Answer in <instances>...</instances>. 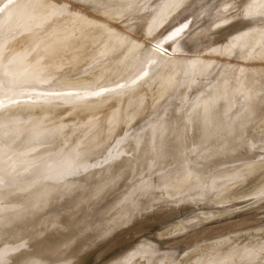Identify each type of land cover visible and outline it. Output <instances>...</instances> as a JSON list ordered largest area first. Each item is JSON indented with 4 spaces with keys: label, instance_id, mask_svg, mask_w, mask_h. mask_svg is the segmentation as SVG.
I'll return each mask as SVG.
<instances>
[{
    "label": "rangeland",
    "instance_id": "rangeland-1",
    "mask_svg": "<svg viewBox=\"0 0 264 264\" xmlns=\"http://www.w3.org/2000/svg\"><path fill=\"white\" fill-rule=\"evenodd\" d=\"M105 1L0 0V264H264V0Z\"/></svg>",
    "mask_w": 264,
    "mask_h": 264
},
{
    "label": "bare ground",
    "instance_id": "bare-ground-1",
    "mask_svg": "<svg viewBox=\"0 0 264 264\" xmlns=\"http://www.w3.org/2000/svg\"><path fill=\"white\" fill-rule=\"evenodd\" d=\"M106 1H107V0H106ZM106 1H105V2H106ZM109 1H110V0H108L107 2H109ZM111 1H115V2H116V0H111ZM111 1H110V2H111ZM117 1H119V0H117ZM126 1H127V0H126ZM136 1H137V0H135L134 3H136ZM140 1H141V0H140ZM144 1H145V0H144ZM107 2H106V3H107ZM110 2H109V4H112V3H110ZM121 2H123V0H122ZM124 2H125V0H124ZM124 2H123V3H124ZM132 2H133V0H132ZM132 2H131V3H132ZM146 2H147V0L145 1V3H146ZM148 2H150V1H148ZM148 2H147V4H148ZM167 2H168V1H167ZM171 2H172V1H171ZM91 3H94V2H91ZM117 3H118V2H117ZM119 3H120V1H119ZM123 3H122V4H123ZM138 3H139V1H138ZM141 3H143V1L140 2V4H141ZM145 3H143V5H145ZM109 4H108V6H110ZM120 4H121V3H120ZM132 4H133V3H132ZM166 4H167V6H168V3H166ZM113 5H114V4H113ZM134 5H135V4H134ZM134 5H133V6H134ZM99 6H100V5H99ZM136 6H137V3H136ZM136 6H135V7H136ZM140 6H142V5H140ZM250 6H251V5H250ZM255 6H256V5H255ZM92 7H94V6H92ZM104 7H105L104 9L106 10L107 7H106V6H104ZM112 7H113V6H110V7H109L110 10H112V13L118 15L119 13H118V14L115 13V12H116L115 7H114L115 10H114ZM121 7H122V6H119V7H116V8H118V10H120L119 8H121ZM169 7H170V6H169ZM109 8H107V12H110V11H108ZM111 8H112V9H111ZM130 8H131V7H130ZM130 8H129V9H130ZM132 8H133V7H132ZM137 8H140V7H137ZM253 8H254V6H252L251 9H253ZM100 9L103 10L102 15H103V16H106V15H105V10H104L103 8H100ZM129 9H128V10H129ZM134 9H135V8H134ZM167 9H168V8H166V10H167ZM248 9H249V7H248ZM97 10H98V9H97ZM113 10H114V11H113ZM121 10H122V9H121ZM128 10H127V11H128ZM131 10H132V9H131ZM131 10H129V11H131ZM139 10H141V9H139ZM169 10H170V9H169ZM78 11H80V10H78ZM127 11H126V12H127ZM246 11H247V10H246ZM75 12H76V11H75ZM95 12H96V11H95ZM99 12H101V10H100ZM132 12H133V11H132ZM250 12H251V11H250ZM122 13H125V12H122ZM166 13H167V12H166ZM107 14H110V13H107ZM120 14H121V13H120ZM131 14H132V13H131ZM133 14H134V13H133ZM160 14H162V13H160ZM168 14H169V13H168ZM245 14H246V13H245ZM248 14H249V13H248ZM73 15H75V13H74ZM98 15H99V14H98ZM102 15H99V16H102ZM110 15H111V14H110ZM103 16H102V19H100V17H98V16H97V17L99 18V20H103V19H104V21H105V18H104ZM107 16H108V15H107ZM125 16H127V15H125ZM244 16H245V15H244ZM246 16H247V15H246ZM249 16H250V15H249ZM97 17H95L94 19H93V17H92V18L90 19V21L88 20V23H89L88 28H87V26H86L87 24L85 25L86 27L83 26V25H82V26L85 27V28H87V29H89V30L92 29L91 26L93 25V23H94V25H95V24H96V23H95L96 21H94V22L92 21V22H93L92 25L90 24V22H91L92 19L95 20ZM108 17H109V16H108ZM128 17H129V15H128ZM158 17H159V16H158ZM242 17H243V16H242ZM115 18H116V16H115ZM134 18H135V17H134ZM250 18H252V15H251ZM107 19H108V18H107ZM110 19H111V18L108 19L109 22L112 20V19H111V20H110ZM119 19H120V18H118V20H119ZM99 20H97V24H96L95 28H96V27H99V26H97V25H99V24H101V23H102V24L104 23L103 21L101 22V21H99ZM108 20H106V21H107V24H108ZM246 20H247V17H246ZM249 20H251V19L248 18V21H249ZM154 21H155V20H154ZM86 22H87V21H86ZM98 22H101V23H98ZM111 22H113V21H111ZM111 22H110V24H111ZM254 22H255V21H254ZM115 23H116V22H115ZM251 23L253 24V21H251L250 24H251ZM255 23H256V22H255ZM154 24H155V23H154ZM111 25H112V24H111ZM253 25H254V24H253ZM80 26H81V25H80ZM80 26H78L80 29L77 27L78 29L76 28V30H74L73 33H74V32H77V30H78V32H80L79 30H81V29H82V31L87 32V31H85L86 29H83V27L81 28ZM103 26H104V25H100V27H103ZM106 26H107V25H106ZM113 26H114V25H112V27L109 26V27L112 28V32H113V29H114ZM92 27H93V29L95 30L94 26H92ZM154 27H155V26H154ZM119 28H120V27H119ZM130 28H131V27H130ZM109 29H110V28H109ZM116 29H117V28H116ZM127 29H128V28H127ZM256 29H257V26H256ZM96 30H97V28H96ZM110 30H111V29H110ZM119 30H120V29H119ZM82 31H81V33H82ZM246 31H248V30H246ZM254 31H257V30H254ZM71 32H72V31H71ZM84 32H83V38H84V34H85ZM98 32H99V31H98ZM98 32H97V33H95V32H91V35H92V33H95L97 36H99V37H96V39L98 38L97 40L95 39V37L93 38L91 35H90V36H91L93 39L96 40V42H97L96 44H97V47H98L99 49H104V45H109V44H110V42H108V41H110V40L106 38V37L108 36L109 31H108V29H107V27H106V28H100V34H99ZM116 32H118V31H116ZM136 32H137V29H136ZM143 32H144V31H143ZM244 32H245V31H244ZM252 32H253V31H252ZM73 33L68 34V35H65V37H66V36H70V35H71V36L76 35V34L72 35ZM81 33H79V34H77V35H80ZM120 33H121V32H120ZM242 33H243V32H242ZM242 33H241V34H242ZM247 33H248V32H247ZM247 33H243V35L247 36V35H246ZM257 33H258V32H257ZM47 34H48V33H47ZM58 34H59V33H58ZM61 34H62V33H61ZM65 34H66V33H65ZM89 34H90V33H89V31H88L87 35H89ZM112 34H115V33H112ZM128 34H129V33H128ZM134 34H135V33H133L132 37L134 36ZM259 34H260V33H259ZM85 35H86V34H85ZM109 35H110V33H109ZM116 35H117V34H116ZM118 35H119V34H118ZM120 35H121V34H120ZM248 35H249V34H248ZM262 35H263V34H262ZM80 36H82V34H81ZM110 36H111V35H110ZM121 36H122V35H121ZM125 36H126V35L122 36L121 39L119 38V39H120L119 42H120V41L122 40V38L125 37ZM212 36H213V35H212ZM212 36H211V37H212ZM240 36H241V35H240ZM245 36H243V37L241 36V37L244 38ZM86 37H87V36H85V38H86ZM112 37H113V36H112ZM118 37H119V36H118ZM118 37H117V38H118ZM132 37L129 36V37L127 38V36H126V39H132ZM141 37H142V36H141ZM241 37H240V39H241ZM257 37H258V36H257ZM259 37H260V36H259ZM259 37H258V38H259ZM263 37H264V36H263ZM63 38H64V37H63ZM76 38H77V37H76ZM76 38H75V36H74V39H76ZM79 38H80V37H78V39H79ZM85 38H84V39L80 38V40H81V39H82V40H81V41H77V40H76L75 43H74V41H72V42H73V43H72L71 41H68V40H67V41H59V42H58L59 45H58L57 47H64V50H65V51H67V52H68V51L71 52V53H69V52H68V53H69V55H70L69 58H70L71 61H73V63L76 62V61L79 62L80 59H82V61H83V60L85 59L84 57H85V56H88L87 53H89V52H86V50L89 49V48L93 45V42H94V40H93V42H90V41H91L90 37H89V39H90L89 41H88V39L85 40ZM87 38H88V37H87ZM108 38H109V37H108ZM110 38H111V37H110ZM115 38H116V37H115ZM136 38H137V37H136ZM138 38H139V37H138ZM208 38H210V37H208ZM258 38H257V39H258ZM66 39H67V38H66ZM126 39H125V40H126ZM240 39H239V40H240ZM244 39H245V38H244ZM261 39H262V37H261ZM123 40H124V39H123ZM210 40H211V39H210ZM246 40H247V39H246ZM114 41L117 42L118 39H117V41H116V39H115ZM131 41H132V40H131ZM131 41H130V42H131ZM230 41H231V42L233 41L232 38H230L229 42H230ZM242 41H243V40H242ZM258 41H260V39H258ZM67 42H69V43H67ZM70 42H71V43H70ZM133 42H134V41H133ZM234 42H235V41H233V43H234ZM243 42H245V41H243ZM94 43H95V42H94ZM107 43H109V44H107ZM112 43H113V41H112ZM122 43H123V42H121V44H122ZM96 44H95V45H96ZM192 44H193V43H192ZM263 44H264V43H263ZM263 44H261V45H263ZM231 45H232V46H230L231 50H230L229 52L234 53L235 51L237 52V51L240 50L241 53L238 52L239 55H240V54H241V56H244L245 54L247 55V50L244 52L245 54L242 55V52H243V51H241V50H244V48H243V49H240L241 47H240V48H237V49H239V50H234V51L232 52V50H233L232 47H234L233 45H236V44L234 43V44H231ZM258 45H259V44H258ZM261 45H259V46H261ZM112 46H114V44H113ZM92 47H93V46H92ZM101 47H102V48H101ZM105 47L107 48V46H105ZM109 47H111V46H109ZM116 47H117V46H116ZM235 47H236V46H235ZM235 47H234V48H235ZM244 47H245V44H244ZM246 47H248V45H247ZM93 48H94V49H93L94 51H95V49H98V48H96L95 46H94ZM113 48H115V47H113ZM113 48H109V49L107 48V49H108V51H110L111 49L113 50ZM217 48H218V46H217ZM249 48H250V47H249ZM259 48H260V47H259ZM259 48H258V50L256 49V50L258 51V53H257V51H256V53H257V55H258V54H259V55L262 54V55H260V59H261L262 57L264 58V53H262L264 50H263V46H261L260 49H259ZM91 49H92V48H91ZM132 49H134V48H132ZM225 49H227V48H223L222 50L224 51ZM246 49H247V48H246ZM261 49H262V51H261ZM218 50H219V49H215V50H214L215 53H216ZM228 50H229V49H228ZM259 50L261 51V53H259V52H260ZM44 51H45V50H44ZM87 51H88V50H87ZM97 51H98V53L101 52L103 56H104V53H106V51L103 52L104 50H102V51L100 50V52H99V50H97ZM214 51H213V52H214ZM223 51H222V52H223ZM248 51H249V49H248ZM40 52H41V51H40ZM48 52H49V51H48ZM48 52H47V53H48ZM62 52H63V51H62ZM67 52H66V53H67ZM110 52H111V51H110ZM110 52H108V53H110ZM219 52H221V51L219 50ZM226 52H228V51L226 50ZM226 52L224 51L223 53H226ZM47 53H46V54H47ZM129 53H130V52H129ZM250 53H251V50H250ZM254 53H255V52H254ZM90 54H91V53H89V57H90V59H91V58L94 59V57H96V55H97V54H96V55L94 54V57H93V55H92V57H91ZM135 54H136V53H135ZM234 54H235V53H234ZM100 55H101V54H100ZM106 55H107V54H106ZM208 55H209V54H208ZM216 55H217V53H216ZM216 55H215V56L212 55V57H210L211 55H210V56H207V57H208V60H209L210 62H207L208 60L206 59L207 61H206L205 63H206V64L208 63L209 67H210L211 65H213V63H212V64H209V63H211L213 60H215V59L218 58V57L220 58V55H221V54L218 55V56H216ZM239 55H238V56H239ZM103 56H102V57H103ZM110 56H111V55H110ZM45 57H46V56H45ZM57 57H58V56H57ZM98 57H100V56H98ZM102 57H100V58H102ZM104 57H105V56H104ZM207 57H206V58H207ZM215 57H216V58H215ZM222 57L224 58V56H222ZM222 57H221V59H222ZM226 57H227V56H226ZM233 57H235V55H233ZM245 57L247 58V56H245ZM251 57H252V56H251ZM255 57H257L256 54H255ZM255 57H254V58H255ZM52 58H53V57H52ZM86 58H87V57H86ZM110 58H111V57H110ZM194 58H196V57H194ZM194 58H191L189 61H192V59L194 60ZM228 58H229V57H227V58H225V59H228ZM236 58H238V57H237V54H236ZM236 58H234L233 61H235ZM257 58H258V57H257ZM35 59H36V58H35ZM42 59H43V58H42ZM58 59H59V58H58ZM88 59H89V58H88ZM95 59H97V58H95ZM106 59H107V58H106ZM242 59H243V58H242ZM251 59H252V58H251ZM260 59H258V60H260ZM59 60H60V59H59ZM218 60H219V59H218ZM218 60L215 61L216 64L218 63V62H217ZM223 60H224V59H223ZM229 60H231V58H230ZM238 60H239V59H237V61H236L237 63H238ZM254 60L256 61V64H258V63L260 62V61H258V63H257L256 58H255ZM37 61H38V60H37ZM39 61H40V60H39ZM44 61H46V60H44ZM44 61H43V62H44ZM84 61H86V59H85ZM106 61H107V60H106ZM233 61L231 60V63H230V61H228V62H229V68H230V64L232 65V63H234ZM240 61H241V60H240ZM245 61H246V60H245ZM245 61L243 60V61H241V62H239V63L242 64L243 62L245 63ZM249 61H250V60H249ZM251 61H252V63L250 62V65L253 64V59H252ZM261 61H262V59H261ZM80 62H81V61H80ZM219 62H222V60H220ZM246 62H247V61H246ZM187 63L189 64V66H186V68L188 69V67H189L188 70H190L191 62H188V61H187ZM205 63H204V64H205ZM224 63H225V62H224ZM239 63H238V64H239ZM247 63H248V62H247ZM38 64H39V63H38ZM129 64H130V63H129ZM188 64H187V65H188ZM204 64H202V65H203L202 68H204V72H205V68H206L207 66L205 65V67H204ZM235 64H236V63H235ZM238 64H236V65H238ZM241 64H240V66H241ZM245 64H246V63H245ZM45 65H46V64H45ZM185 65H186V64H185ZM225 65H226V64H225ZM236 65L234 66V68L231 67V68H233V71H232V72H234V70L237 69L238 67H239L240 70H242V69L244 70V69H245L244 66H242V67H241L242 69H241L239 65H238V67H237ZM242 65H243V64H242ZM248 65H249V64H248ZM250 65H249V66L245 65V66H246V68H247V67H251ZM253 65H255V64H253ZM253 65H252V66H253ZM261 65H262V64H261ZM34 66H35V64H34ZM87 66H88V65H87ZM255 66H256V65H255ZM255 66H254V67H251V69L254 70ZM257 66H258V67H261L260 64H258ZM191 67H192V65H191ZM195 67L200 68L201 70H203L201 67H198V66H195ZM195 67H194V68L192 67V68H193L192 70L195 71V69H196ZM209 67L206 68V69L209 70V69L211 68V67H210V68H209ZM235 67H237V68H235ZM258 67H257V68H258ZM39 68H40V67H39ZM44 68H45V67H44ZM44 68H43V69H44ZM33 69H34V67H33ZM35 69H36V68H35ZM37 69H38V68H37ZM218 69H219V68H218ZM239 69H237V70H239ZM262 69H264V67H263V68H262V67L259 68V72H260V73H258L259 75L257 74L258 71H256V70H258V69H255V72H256V74H257L258 76L255 75L254 72H251L252 70L250 71V68H249V71H248V68L246 69V70L248 71L247 74H246V72H247L246 70L244 71L245 74H243L244 72L242 73V71H241V72H238V73H240V74L238 75L240 78H239L238 76H237V77H238L240 80H241V77H242L241 73H242L243 75H245V77H242V78L245 79V82H244V80L242 79L243 81H240V80H239V83L241 84V82H242V83H243L242 85L250 84V85H252L251 88L254 87V86L256 87V85H255L256 78L258 77L259 80H260V79H261V78H260L261 75H264V74H262V72L264 73V71H263ZM80 70H81V69H80ZM121 70H122V69H121ZM182 70H183V69L181 68V71H182ZM196 70H197V69H196ZM220 70H221V69H220ZM237 70H236V71H237ZM45 71H46V70H45ZM78 71H79V70H78ZM82 71H83V69H82ZM206 71H207V70H206ZM213 71H214V70H213ZM236 71H235V72H236ZM261 71H262V72H261ZM58 72H59V71H58ZM74 72H75V71H74ZM120 72H121V71H120ZM189 72L191 73V70H190ZM196 72H198V74H201V73H200L201 71H199V69H198ZM196 72H195V73H196ZM207 72H208V71H207ZM235 72H234V73H235ZM181 73H182V72H181ZM192 73H193V71H192ZM192 73H191V74H192ZM202 73H203V71H202ZM205 73H206V72H205ZM229 73H230V72H229ZM236 73H237V72H236ZM236 73H235V75H234V74H233V75L236 76ZM47 74H48V73H47ZM55 74H56V73H55ZM196 74H197V73H196ZM231 74H232V73H231ZM260 74H261V75H260ZM229 75H230V74H229ZM253 75H255V77H253ZM219 76H220V75H219ZM8 77H9V76H8ZM237 77H236V78H237ZM186 78H187V77H186ZM262 79L264 80L263 77H262ZM262 79H261V80H262ZM259 80H258V81H259ZM261 80H260V81H261ZM263 80H262V82H263ZM253 81H254V82H253ZM260 81H259V83H260ZM169 82H170V81H169ZM186 82H187V81H186ZM217 82H218V81H217ZM262 82H261V83H262ZM164 83H165V82H163V84H164ZM244 83H246V84H244ZM252 83H253L254 85H253ZM259 83H257V86H259V85H258ZM161 84H162V83H161ZM240 84H239V85H240ZM204 85H205V84H204ZM236 85H237V82H236ZM250 85H249V86H250ZM261 85H262V84H261ZM240 86H241V85H240ZM240 86H238V88H239ZM249 86H247V88H248ZM263 86H264V85H263ZM185 87H186V86H185ZM189 87H190V89H191V86H189ZM236 88H237V87H236ZM238 88H237V89H238ZM245 88H246V87H245ZM257 88H258V90H257L258 92H255V93L252 92V91L250 90V92H252L251 94H249V95H250V98H252V97L254 96V94L262 92V91H260V88H261V87H256V89H257ZM233 89H234V88H233ZM240 89H241V90H240ZM240 89H239V91H240L241 93H243L244 90H245V89H243L242 86H241ZM242 89H243V90H242ZM254 89H255V88H253V90H254ZM263 89H264V88L262 87L261 90H263ZM185 90H186V89H185ZM239 91H235V92H236V93H239ZM242 91H243V92H242ZM248 92H249V89H248ZM241 93H240V94H241ZM240 94L238 95L239 98H240ZM243 94H245V93H243ZM261 94H263V92H262ZM261 94H259V95H261ZM245 95H246V94H245ZM251 95H253V96H251ZM259 95H257V96H259ZM158 96H159V94H158ZM188 96H189V95H188ZM199 96H200V95H199ZM236 96H237V95H236ZM262 96H264V95H262ZM233 97H234V96H233ZM227 98H228V97H227ZM237 98H238V97H237ZM239 98H238V99H239ZM243 98H244V96H243ZM243 98H242V96H241V99H243ZM246 98H248V97H245V101L247 100ZM254 98H255V97H253V99H254ZM259 98H260V96L257 98V100H259V102H260V99H259ZM263 98H264V97H263ZM243 100H244V99H243ZM254 100H256V99H254ZM254 100L250 99V103H252V102L254 103ZM257 100H256V101H257ZM261 100H262V99H261ZM263 100H264V99H263ZM226 101H227V100H226ZM248 101H249V98H248ZM256 101H255V102H256ZM257 102H258V101H257ZM261 102H262V101H261ZM219 103H220V102H219ZM246 103H249V102L246 101V102L244 103V101H243V104H246ZM237 104H238V103H237ZM254 104H256V103H254ZM254 104H253V105H254ZM259 104H260V103H258V105H259ZM262 104H264V103L262 102ZM214 105H215V104H214ZM246 105H247V104H246ZM246 105H245V107H246ZM219 106H220V105H219ZM221 106H222V105H221ZM221 106H220V109H221ZM247 106H248V105H247ZM249 106H250V104H249ZM251 106H252V105H251ZM251 106L249 107V109H252ZM256 106H257V105H256ZM256 106H255V107H256ZM222 107H224V105H223ZM253 107H254V106H253ZM215 108H216V107H215ZM213 110H214V109H213ZM252 110H255V109H252ZM218 111H219V110H218ZM220 111H221V110H220ZM261 111H262V110H261ZM199 112H201V111H199ZM248 112H249V111H248ZM233 113H234V111H233ZM249 113H250V112H249ZM200 114H201V113H200ZM244 114H245V113H244ZM250 114H251V113H250ZM255 115H257V114H255ZM255 115H254V117H255ZM212 116H213V113H212ZM251 117H252V116H251ZM126 118H128V117H126ZM129 118H130V117H129ZM129 118H128V119H129ZM241 120H242V119H241ZM212 121H213V120H212ZM247 121H248V119H247ZM235 123H236V122H235ZM262 123H263V122H262ZM263 125H264V124H263ZM207 126H208V125H207ZM222 126H223V125H222ZM38 127H40V126H38ZM41 127H42V126H41ZM41 127H40V128H41ZM224 127H225V126H224ZM42 128H43V127H42ZM65 128H66V127H65ZM40 130H41V129H40ZM145 200H146V199H145ZM218 200H219V199H218ZM126 203H127V202H126ZM221 203H222V202H221ZM226 204H227V203H226ZM230 204H231V203H230ZM120 205H121V204H120ZM121 226H123L122 223H121ZM179 227L182 228V226H179ZM118 228H119V227H118ZM175 230H176V229H175ZM255 235H256V234H255ZM235 236H236V235H235ZM244 237H245V236H244ZM166 238H167V237H166ZM230 238H232V237H230ZM246 238H247V237H246ZM226 239H227V238H226ZM235 239H236V238H235ZM250 239H251V238H250ZM223 240L225 241V238H223ZM148 241H149V240H148ZM148 241H147V242H148ZM219 241H220V240H219ZM149 242H150V241H149ZM222 242H223V241H222V239H221V244H222ZM143 243H144V242H143ZM217 243H218V241H217ZM223 243H225V242H223ZM238 243H239V242H238ZM212 244H213V243H212ZM221 244H220V245H221ZM145 245H146V244H145ZM214 245H215V244H214ZM217 245H218V244H217ZM230 245H231V244H229V246H230ZM238 245H239V244H237V245L235 244V245H233V246H238ZM148 246H149V245H148ZM154 246H155V245H154ZM222 246H223V248H224V244H223ZM222 246H221V247H222ZM229 246L227 245L228 248L225 247V248H227L228 250H225V251H224V249H223L224 253H225L226 251H227L229 254H230L231 251H232L231 253H234V251H236V250H234V249H235V248L238 249L237 247H234V248H233L234 251H233V250L230 251L229 249H230V248L232 249L233 246H232V247H229ZM137 247H138V246H137ZM203 247H204V246H203ZM221 247H220V248H221ZM142 248H143V247H142ZM145 248H146V247H145ZM148 248H149V247H148ZM200 248H201V246H200ZM220 248H219V250L222 251V250H221L222 248H221V249H220ZM258 248H259V247H258ZM217 249H218V248H217ZM260 249H261V248H260ZM139 250H140V249H139ZM162 250H163V249H162ZM191 250H192V249H191ZM193 250H195V249H193ZM254 250H255V249H254ZM146 251H147V250H146ZM159 251H160V250H159ZM167 251H168V250H167ZM220 251H219V253H218V251H217V252L215 251V252L219 255V254H220ZM257 251H258V250H257ZM132 252H133V251H132ZM132 252H131V253H132ZM189 252H190V250L188 251V253H189ZM193 252H194V251H193ZM215 252H214V253H215ZM133 253H134V252H133ZM135 253H136V251H135ZM186 253H187V252H186ZM186 253H185V254H186ZM188 253H187V256L189 255ZM214 253H213V254H214ZM216 253H215V255H217ZM257 253H258V252H257ZM259 253H260V252H259ZM192 254H193V253H192ZM151 255H152V254H151ZM245 255H247V254H245ZM245 255H243V256H245ZM250 255H251V254H250ZM259 255H260V254H258L257 256L259 257ZM261 255H264V254L262 253ZM261 255H260V256H261ZM148 256H149V255H148ZM223 256H224V255H223ZM243 256H242V257H243ZM254 256H255V254H254ZM183 257H184V256H183ZM189 257H190V256H189ZM238 257H239V256H238ZM240 257H241V256H240ZM242 257H241V258H242ZM247 257H248V256H247ZM255 257H256V256H255ZM263 257H264V256H263ZM128 258H130V257H128ZM138 258H139V257H138ZM138 258H135V259H138ZM156 258H157V257H156ZM172 258H173V257H172ZM181 258H182V257H181ZM184 258H185V259H188L187 257H184ZM233 258H234V257H233ZM241 258H240V259H241ZM260 258H261V257H260ZM158 259H159V258H158ZM173 259H174V258H173ZM176 259H177V258H176ZM221 259H222V258H221ZM250 259H251V258H250ZM253 259H254V257H253ZM123 260H126V259H123ZM123 260H122V261H123ZM131 260H132V259H131ZM133 260H134V259H133ZM141 260H142V259H140V261H141ZM143 260H144V259H143ZM153 260H154V259H153ZM159 260H160V259H159ZM174 260H175V259H174ZM248 260H249V259H248ZM251 260H252V259H251ZM258 260H259V259H258ZM260 260H261V259H260ZM128 261H129V259H128ZM176 261H177V260H176ZM197 261H198V260H197ZM222 261H223V260H222ZM227 261H228V260H227ZM232 261H233V260H232ZM235 261H236V260H235ZM235 261H234L233 263H235ZM125 262H126V261H125ZM156 262H157V260H156ZM173 262H174V261H173ZM181 262H183V260H182ZM224 262H225V261H224ZM251 262H253V261H251ZM31 263H32V262H31ZM120 263H121V262H119V264H120ZM142 263H143V262H142ZM226 263H227V262H226ZM233 263H232V264H233ZM239 263H240V262H239ZM241 263H242V262H241ZM244 263H245V262H244ZM247 263H248V262H247ZM258 263H259V262H258ZM260 263H261V262H260ZM263 263H264V262H263ZM121 264H122V263H121ZM129 264H130V262H129ZM132 264H133V263H132ZM143 264H144V263H143ZM149 264H150V263H149ZM163 264H164V263H163ZM193 264H194V263H193ZM218 264H220V263H218ZM230 264H231V263H230ZM249 264H250V261H249Z\"/></svg>",
    "mask_w": 264,
    "mask_h": 264
}]
</instances>
